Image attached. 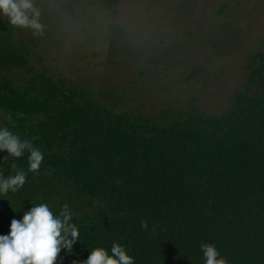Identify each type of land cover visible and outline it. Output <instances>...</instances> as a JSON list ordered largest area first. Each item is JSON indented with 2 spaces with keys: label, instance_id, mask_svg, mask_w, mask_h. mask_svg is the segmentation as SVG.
<instances>
[{
  "label": "trees",
  "instance_id": "trees-1",
  "mask_svg": "<svg viewBox=\"0 0 264 264\" xmlns=\"http://www.w3.org/2000/svg\"><path fill=\"white\" fill-rule=\"evenodd\" d=\"M27 43L0 18V127L44 154L23 188L0 197V235L47 198L58 209L69 201L80 229L73 252L62 248L54 264H83L114 241L135 264H204L201 242L228 264H264V41L221 115L117 111L39 69ZM28 155L0 152V172L14 175V159L27 171Z\"/></svg>",
  "mask_w": 264,
  "mask_h": 264
},
{
  "label": "rangeland",
  "instance_id": "rangeland-1",
  "mask_svg": "<svg viewBox=\"0 0 264 264\" xmlns=\"http://www.w3.org/2000/svg\"><path fill=\"white\" fill-rule=\"evenodd\" d=\"M40 30L15 27L39 69L120 112L221 115L264 41V0H34ZM6 19V18H3Z\"/></svg>",
  "mask_w": 264,
  "mask_h": 264
},
{
  "label": "clouds",
  "instance_id": "clouds-1",
  "mask_svg": "<svg viewBox=\"0 0 264 264\" xmlns=\"http://www.w3.org/2000/svg\"><path fill=\"white\" fill-rule=\"evenodd\" d=\"M38 17L34 0H0V18H7L12 26L40 30L42 25ZM0 152L15 159L24 156L25 152L29 154L27 171L18 169L14 159L10 166L14 175L5 177L0 172V197H6L9 192L16 193L23 188L28 171H39L44 154L9 127H0ZM73 217L69 201L59 209L47 198L32 204L21 219H12L8 234L0 235V264H54L62 248L73 252L74 245L80 240V229ZM141 227L147 229V221H143ZM201 251L204 264H228L213 243L201 242ZM83 264H135V257L124 244L114 241L110 250L105 247L91 249Z\"/></svg>",
  "mask_w": 264,
  "mask_h": 264
}]
</instances>
